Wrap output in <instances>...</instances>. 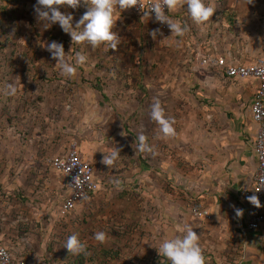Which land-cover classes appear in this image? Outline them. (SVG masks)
<instances>
[{
    "label": "crops",
    "instance_id": "crops-1",
    "mask_svg": "<svg viewBox=\"0 0 264 264\" xmlns=\"http://www.w3.org/2000/svg\"><path fill=\"white\" fill-rule=\"evenodd\" d=\"M11 1L0 0L2 14L11 8ZM186 6L169 12V17H183L187 13L184 9ZM200 27L201 25L195 26L198 31ZM261 30L264 36V23ZM5 33V29L0 30L1 44L7 51L14 53L13 45L7 42L12 35H4ZM193 37L188 33L182 37L185 57L200 49V45L192 41ZM227 38L221 37L224 42L218 45H207L205 52L211 49L220 54L238 52L239 61H247L256 51V54H264V43L262 49L258 50L250 44L243 46L242 41L236 43L234 39H230L228 44ZM20 48L19 46V50ZM19 50L15 63H12L17 75L15 71L14 74L3 73L6 78L13 76L10 81L6 79L0 83V199L2 201L4 195L5 198H10L20 193L27 196V205L32 211H42L53 189H62V179L45 164L50 157L48 153L53 151L51 149L56 144L61 143V138L56 133H46V126L40 117V112L43 111L39 107L34 110L37 111L38 120L30 118V114L34 115L33 110L23 104L30 97L28 89L26 92L23 90L24 97L17 91L10 95L8 85L15 77L27 88L29 83L42 81L40 85L43 89H38V93L43 97L37 98V101L41 99L40 106L49 107L45 112L58 110L63 115L68 114L64 121L69 123V129L65 130V134L68 133L71 139L78 135L77 129L73 130L72 125L77 121L80 105L72 90L77 89L79 76L61 75L60 69L56 68V61L42 54L40 49L32 64L30 51L26 52L22 48ZM188 66L186 63L187 71L198 72L187 74V79L184 73L178 76L188 86L191 82L195 83L197 92L205 102L213 98V103L218 104H202L203 106L195 108L183 105L181 111L176 109L179 115L177 114L175 122L181 125L174 123L173 127H177L173 137H165L160 126L150 116L143 118L145 122L135 119V115L142 114L144 109L135 104L134 94L111 89V73L105 76V97L100 94L104 101L98 100L99 97L95 95V104L90 100L85 104L89 108L93 125L86 129L85 158L80 155L90 163L93 177L98 183L97 191L86 206V213L97 216L100 221L105 217V227L89 220L86 224L87 233L81 236L89 241L96 252L95 261L102 260L101 264H131L127 260L162 258L163 255H158L160 244L165 239L181 235L178 229L184 225H191L200 236L199 243L206 264H264V224L257 230L243 229L247 209L238 195L242 188L250 184L254 164L244 163L242 149L234 150L235 143L232 144L225 132H222L221 126L224 123L219 116L225 110L236 112L237 104L249 101L251 90L241 92L245 88L240 90L237 85L230 88L229 80L219 74L205 70L199 72V64H190L193 69ZM2 70L4 72V68ZM164 78L174 82L173 75H166ZM161 93L167 102L172 101L175 96L171 88ZM18 94L22 102L14 107L12 99L18 97ZM64 96L69 98L68 106L64 105ZM165 110L166 113L173 114L174 109ZM170 114L166 117L169 118ZM103 124L105 127L101 128ZM141 132L147 137V143L155 154L137 150V137ZM246 133L250 135V132ZM115 147L121 149L120 158L114 167L108 168L101 160L104 154L110 153ZM247 158L246 156L245 159ZM115 180L121 181L119 187L114 183ZM190 200L199 201L206 207L211 214L210 219L198 220L191 217L187 208ZM237 209L243 210L242 216L236 215ZM33 218L37 219L34 215ZM29 222L28 228L33 225L32 220ZM98 231L107 233V240L103 243L105 246L94 239V234ZM76 235L79 236L78 233Z\"/></svg>",
    "mask_w": 264,
    "mask_h": 264
},
{
    "label": "rangeland",
    "instance_id": "rangeland-1",
    "mask_svg": "<svg viewBox=\"0 0 264 264\" xmlns=\"http://www.w3.org/2000/svg\"><path fill=\"white\" fill-rule=\"evenodd\" d=\"M11 2V8L7 10L8 12H3L2 14L0 11V30H6L4 35H12L11 38H8L7 42L13 45L14 53L7 51L6 47L1 44L0 41V72L2 73L0 75V83L6 79H11V76H13H7L6 78V75L3 73L10 74L12 72L11 74H14L15 71V75H17V71L12 63H15L14 60L17 57L19 46L22 49H26V52L30 51V64H32L33 60L37 59L36 57L39 49L42 54L52 59L51 54L43 45L53 40L63 44L65 52L68 56L72 57L71 62L74 65L77 52L84 54L88 58L85 64L77 66V75L79 76V79H77L78 85L76 86L77 89L72 91H74V96H77L80 106L78 107L77 121L74 122L72 128L73 130L77 129L76 134L78 135L71 139H69L68 133L65 134V130L69 129V123L64 121L67 120L65 117H68V114L63 115L64 113L62 114L58 110L52 113L45 112L49 107L40 106L39 102L41 99L37 101V98L43 97L38 93V89H43V86L40 85V83H43L42 81L29 83L28 88L23 86L24 83L20 82L16 77L15 80H11L12 83L10 82L15 86L16 91L21 93L23 97V90L26 92L28 89L27 93L30 97L27 98V102L24 100L23 104L26 105L27 108L33 110L34 115L30 114V118L38 120L36 119L37 111L35 112L34 110L39 107L40 110L43 111L40 112V117L42 119L41 121L44 122V126H46L44 127L46 133H56L58 134L57 136L61 138V143L56 144L51 149L53 151L48 153L50 154L49 156L61 154L70 143H75L77 146V153L80 158L85 161L84 142L87 134L86 129H89L93 125L92 116H90L88 112L89 108H87V106L85 107V104L89 100L95 104V95L99 97L98 100L101 101L102 99L104 101L100 94L102 93L105 97V90H107L105 76L107 74L111 73V89H115V92L125 90L126 93L134 94L136 100L135 104L144 109L142 114L135 115L137 121L145 122L146 120L143 118H149L151 106L156 99H159L165 111V115H168V113L170 114V112L166 113L165 109L168 111L171 110V108L174 109L172 110L173 114H170L169 118H173L175 121L183 105L193 108H195V106H203L204 104L207 106L215 105V103H213V98L205 102V99L200 97L195 83L191 82L188 86V84H185L183 81L184 79L178 76V74L184 73L187 79V74L190 75L198 72L196 70H194V72L191 70L187 71L185 68L186 63L187 65L189 63L198 65V59L206 54L204 48L207 45L211 47L213 45H218L223 41L221 37L226 38L227 36L228 44L230 39H234L236 43L242 41L243 46L250 44L257 47L258 50L262 49V44L264 43V36L261 32L264 23V0H253L251 4H248L247 0H204L206 5L215 7L216 10L210 20L206 24L201 25L199 31L195 28V26L198 25L194 24L188 12L185 13L183 17L179 15L177 19L174 18L173 20L180 21L186 26L188 25L187 33L190 34V36H194L192 41L200 45V49L195 50V53L188 57H185L182 51L183 47H185L182 37L171 34L169 30L168 34L164 37L158 35L152 38L149 33L156 29V27L148 20L139 19L130 14H123L116 21V26L113 30L118 33L121 42L118 46V50L112 51L104 44L98 48H93L87 43L76 44L72 42L70 35L63 32L58 23L52 24L47 28V22L38 20L34 11V5H36L37 0H12ZM87 9L88 5L82 3L78 9L73 10L71 8L62 7L60 11L66 14L71 13L73 15V24H75ZM184 9L187 11V6L184 7ZM230 35L233 38H231ZM21 48L19 51H21ZM197 53L200 54L198 57L197 55L195 56ZM256 53L257 51L254 52V54L252 53L253 56L251 55L248 60L262 55L260 52L258 54ZM187 58H189V61ZM44 64H47V62ZM2 68H4V72ZM56 68L58 69V67ZM188 68L193 69L192 66ZM27 70L29 69L27 68ZM202 70L215 73L206 67H201L199 72ZM56 73L58 74L57 71ZM162 75L164 77L166 75H173L174 82L167 81ZM238 84L237 87L243 86L241 83ZM234 86H236L235 83H230L229 85L230 88ZM1 88L2 86L0 85V89ZM170 88L174 90L175 96L172 101L167 102L165 96H162L163 94L161 91ZM44 89L46 91V87H44ZM35 90L37 91L34 92ZM155 91L158 93H155ZM249 91L250 89L245 88V91L241 92L247 93ZM127 95L128 94H126V96ZM68 99L69 98L64 96L65 103H63L64 105L66 104V106L69 105ZM12 101L15 107L19 106L18 102L21 103L22 99L18 94V97L16 96ZM72 101H74V99H72ZM241 101L243 100L241 99ZM1 104L2 102L0 99V105ZM217 104L218 103H216L215 106H217ZM246 105V100H244L243 104H237L236 112L225 110L219 116L224 123L221 126L222 132H225L232 144L235 143L234 150L237 149L238 151V149H242L244 156L243 161L244 163L246 161L249 165L251 163L254 164V159L250 152V141L252 136L248 135L246 132H251L253 124L248 117ZM176 109L179 111L177 112ZM103 121L105 123V120ZM15 122H17V119H15ZM175 124L181 125L177 122H175ZM100 127H105V124ZM176 127L177 126L174 128L176 129ZM102 133H105V130H102ZM47 137L49 136L47 135ZM80 154L84 158H82ZM49 156L47 155L46 157ZM246 156L248 157L247 160L245 159ZM45 164L47 168H50L47 164V160ZM57 176L59 179H62L60 174L57 173ZM57 176L54 177L56 178ZM63 190V188L60 189L57 187L55 190L53 189V193L50 197H47L46 205H44L42 211L41 209L39 211H32L31 207L27 205V196L25 197L19 193L14 197L5 198L3 194L2 201L0 199V246H5L14 260H22L24 264L103 263L102 260H100V262L95 261L96 258L94 256L96 252L92 249L89 241H86L84 236L81 235L85 232L87 233L86 224L89 220L105 227V217L100 221L97 216H90V214L86 213L88 209L86 206L90 203L92 196L89 200L76 206L73 212L60 214L58 205L65 193ZM35 212L39 213L35 214ZM33 215L37 217L36 220L33 218ZM29 220H32L33 225L28 228L30 224ZM75 223L78 224L76 225ZM103 230L105 231V228ZM77 233L79 234L78 238L82 243L86 244L87 248L86 253L73 255L69 253L64 246L67 238ZM103 245L105 246V244ZM158 255L161 257L162 254ZM127 261L128 263L131 262L130 259ZM161 261H163L161 264H170V262L166 261L164 256L162 258L149 257L147 260L144 259L143 261H139V263L160 264Z\"/></svg>",
    "mask_w": 264,
    "mask_h": 264
},
{
    "label": "clouds",
    "instance_id": "clouds-1",
    "mask_svg": "<svg viewBox=\"0 0 264 264\" xmlns=\"http://www.w3.org/2000/svg\"><path fill=\"white\" fill-rule=\"evenodd\" d=\"M88 5L87 11L73 24V15L60 11L63 8L78 9L81 4ZM248 4L253 0H247ZM187 5V12L192 21L197 25L206 24L213 16L216 8L205 4L204 0H152L148 4V10L144 16L149 18L150 13H154L155 22L166 25L171 34L183 37L188 28L180 21L173 20L166 12H175ZM139 6L141 0H37L34 11L38 20L46 21L47 28L52 24H59L63 32L70 35L71 41L76 44L87 43L93 48H98L102 44L107 45L112 51L118 50L120 36L113 29L119 19L115 13L119 10L132 9ZM149 35L152 38L158 35L163 36L160 28L152 30ZM56 61L55 65L60 69L61 75L73 77L77 74V66L87 62V57L77 52L75 65L71 62L72 57L68 56L62 43L55 40L43 45ZM9 94H15V86L8 85ZM150 118L155 121L165 137L175 136V121L166 117L165 111L159 99H156L151 106ZM137 150L141 152L153 153L152 147L147 143V137L141 132L138 137ZM121 149L115 147L108 154H104L101 163L109 167H114L120 158ZM155 154V153H153ZM114 183L119 187L121 181L115 180ZM75 184L82 185L80 176L75 177ZM247 200L259 208L261 206L258 196L251 195ZM243 210L237 209L236 215L242 216ZM177 235L171 239H165L159 246V254H162L171 264H206L203 250L200 246V236L193 230L191 225H184ZM94 239L103 244L107 240V233L98 231L94 234ZM69 253L79 255L86 253V244L82 243L78 235L72 234L67 238L64 246ZM0 264H10L9 256L4 248H0Z\"/></svg>",
    "mask_w": 264,
    "mask_h": 264
},
{
    "label": "built area",
    "instance_id": "built-area-1",
    "mask_svg": "<svg viewBox=\"0 0 264 264\" xmlns=\"http://www.w3.org/2000/svg\"><path fill=\"white\" fill-rule=\"evenodd\" d=\"M152 0H141V8L126 9L117 11L115 16L119 18L123 14H130L139 19L148 20L156 28H160L163 36L169 32L166 25L155 22L154 13H150L149 18L144 16L148 10V4ZM166 14L169 15V12ZM197 57L200 55L195 54ZM238 52H225L220 54L215 49H211L202 55L197 62L201 67L219 74L229 80L230 83L238 85L240 89L248 88L251 96L247 102L246 109L248 117L253 126L250 132V152L254 159V171L251 176L250 184L242 188L238 195L244 202L247 215L243 229L245 231L257 230L264 224V54L254 57L247 61H239ZM194 59V57H193ZM189 61V59H188ZM48 166L62 176V188L65 192L58 205L60 214L71 213L76 206L81 205L97 191L98 183L93 177V170L88 162L83 161L76 150L75 143H70L61 154L52 155L47 159ZM80 176L82 185L75 184V177ZM256 195L261 206L259 208L252 205L247 197ZM188 213L191 217L198 220H208L211 214L199 201L190 200L188 203ZM10 264H24L22 260H14L6 247ZM163 261L160 262V264ZM131 264H141L139 261H131Z\"/></svg>",
    "mask_w": 264,
    "mask_h": 264
},
{
    "label": "trees",
    "instance_id": "trees-1",
    "mask_svg": "<svg viewBox=\"0 0 264 264\" xmlns=\"http://www.w3.org/2000/svg\"><path fill=\"white\" fill-rule=\"evenodd\" d=\"M6 1H9V0H6ZM190 64H192V63H189V66H190ZM189 66H188V67H189Z\"/></svg>",
    "mask_w": 264,
    "mask_h": 264
}]
</instances>
